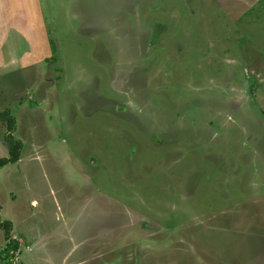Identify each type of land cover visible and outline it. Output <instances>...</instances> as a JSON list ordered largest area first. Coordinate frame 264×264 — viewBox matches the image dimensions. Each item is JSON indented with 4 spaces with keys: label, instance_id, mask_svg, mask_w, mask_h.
<instances>
[{
    "label": "rangeland",
    "instance_id": "374dc122",
    "mask_svg": "<svg viewBox=\"0 0 264 264\" xmlns=\"http://www.w3.org/2000/svg\"><path fill=\"white\" fill-rule=\"evenodd\" d=\"M5 110L0 264H264V0H0Z\"/></svg>",
    "mask_w": 264,
    "mask_h": 264
},
{
    "label": "trees",
    "instance_id": "16d2710c",
    "mask_svg": "<svg viewBox=\"0 0 264 264\" xmlns=\"http://www.w3.org/2000/svg\"><path fill=\"white\" fill-rule=\"evenodd\" d=\"M0 118L3 121L7 122L8 130L10 133V135L6 139V141L8 143V147H9V156L0 158V171H1V169L4 166H6L8 164L10 165V163L14 164V163L19 162V160L21 158V151L23 149V144L21 141L16 140L13 137V133L16 129L17 123H16L15 118L10 113V111L5 110V111L0 112ZM0 227L5 230L6 239L9 241V248H10L9 251L16 252L17 250H19L18 242L15 241L11 235L12 223L9 221H2L0 219Z\"/></svg>",
    "mask_w": 264,
    "mask_h": 264
},
{
    "label": "crops",
    "instance_id": "0c3cea01",
    "mask_svg": "<svg viewBox=\"0 0 264 264\" xmlns=\"http://www.w3.org/2000/svg\"><path fill=\"white\" fill-rule=\"evenodd\" d=\"M1 191H0V199H1ZM38 202L37 201H33V204L35 205V204H37ZM0 208L2 209V206H0ZM0 209V210H1ZM0 217H1V212H0ZM1 219H2V217H1ZM3 221H9V220H3ZM11 222V221H10ZM12 223V222H11ZM0 231L4 234L3 236H2V239L4 238L5 240L4 241H0V248H1V251H0V258H1V256H2V252H3V250L4 249H8L9 248V241L6 239V235H5V232H4V230L3 229H1L0 228ZM11 235H12V238L15 240V241H17L18 242V246H19V250H20V246L23 244V243H21V242H24V240H21V239H19L17 236H16V231H15V228L13 227V224H12V232H11ZM22 247V246H21ZM10 253L8 254V256L9 255H11L12 257L14 256V254H15V252L14 251H9ZM0 261H2L1 259H0ZM33 262V261H32ZM34 263V262H33ZM24 264V263H23ZM72 264H83V261L82 260H80V261H78V262H73Z\"/></svg>",
    "mask_w": 264,
    "mask_h": 264
}]
</instances>
